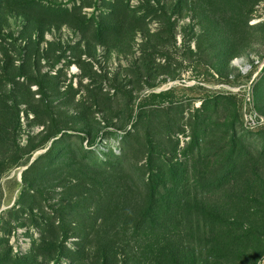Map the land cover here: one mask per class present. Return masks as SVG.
<instances>
[{"label":"rangeland","instance_id":"374dc122","mask_svg":"<svg viewBox=\"0 0 264 264\" xmlns=\"http://www.w3.org/2000/svg\"><path fill=\"white\" fill-rule=\"evenodd\" d=\"M224 230L264 264V0H0V264H205Z\"/></svg>","mask_w":264,"mask_h":264},{"label":"trees","instance_id":"16d2710c","mask_svg":"<svg viewBox=\"0 0 264 264\" xmlns=\"http://www.w3.org/2000/svg\"><path fill=\"white\" fill-rule=\"evenodd\" d=\"M176 200L177 203H180V197L176 194L172 196V201ZM180 206V205H179ZM179 206L176 210L179 209ZM215 219H218L220 227H226V222L224 218H219L214 216ZM230 235L226 230L219 231L217 234H211V238L206 241L207 258L205 264H233L234 257L231 251L232 241L230 240ZM250 259V258H249Z\"/></svg>","mask_w":264,"mask_h":264}]
</instances>
